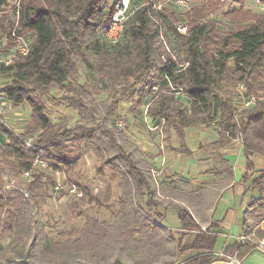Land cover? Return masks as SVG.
I'll use <instances>...</instances> for the list:
<instances>
[{
  "label": "trees",
  "instance_id": "16d2710c",
  "mask_svg": "<svg viewBox=\"0 0 264 264\" xmlns=\"http://www.w3.org/2000/svg\"><path fill=\"white\" fill-rule=\"evenodd\" d=\"M8 1L0 0V13ZM215 1L238 4L227 17L243 26L223 29L218 21L207 19L210 13L201 7L186 13L187 24L183 25L187 32L183 34L177 30L175 12L156 9L155 2L134 6L132 1L123 37L113 44L107 40L115 12L111 0H23L17 17L21 32L12 30L8 16L0 17V36L5 35L7 41L0 47V57L12 58L10 65L0 63V73L10 78L0 94L5 102L27 104L32 112L22 133L0 122V134L7 140H0L1 173L22 178L32 172L34 179L26 186L18 181L12 189L0 185V231L14 233L10 246L14 264H82L83 253L89 251L96 258H105L114 249L121 252L120 257L131 256L145 250L163 251L167 243L175 245L177 257L168 264L223 261L214 254L222 235L218 226L211 224L206 227L208 234L201 232L191 211L172 201H183V179L168 183V207L178 213L181 237L161 225L160 215L154 218L156 222L143 215L163 205L167 196L164 191L158 195L152 165L142 159L139 148L129 143L115 121L123 103H132L133 112L148 94L154 96L149 113L164 118L166 133L171 130L180 140L185 139L187 129L212 124H217L222 139L241 140L247 158L242 182L252 193L241 223L247 234L264 238L258 230L264 220V167L256 169L254 162L255 158L264 161V15L244 9L246 0ZM13 31L24 38L33 36L32 42L27 40V55L18 53ZM175 45L183 50V59L173 53ZM82 65L96 74L99 82L108 84L110 104L99 103L79 83ZM169 84L183 88L189 107ZM238 85L247 89V95L257 97L251 108L235 107L226 88ZM54 87L64 92L59 101L80 117L73 126L55 123L48 116L44 99L52 95ZM31 138L33 147H28L24 141ZM90 149L101 160L96 170L99 175L109 169L120 177L119 217L114 223L88 217L78 238L48 241L40 206L56 185L53 173H68ZM2 157L9 169L1 164ZM36 162L47 163L53 173L37 171ZM68 183L80 188L77 182ZM41 187L43 193L38 192ZM192 193L197 195L199 190ZM144 198L145 206L141 203ZM256 248L257 244L248 240L233 244L227 254L237 252L243 262ZM114 264L121 263L117 259Z\"/></svg>",
  "mask_w": 264,
  "mask_h": 264
},
{
  "label": "rangeland",
  "instance_id": "374dc122",
  "mask_svg": "<svg viewBox=\"0 0 264 264\" xmlns=\"http://www.w3.org/2000/svg\"><path fill=\"white\" fill-rule=\"evenodd\" d=\"M17 1L21 2V7H23V0H9L4 8V12L0 13V17L8 16L12 23V30L18 29L20 32L22 31L20 23L18 24V18L15 15V9L17 5ZM134 3V6H138L140 4H149L151 2H155V5H161V7L165 10H168V12H175L178 20V25H183L184 23L187 24L186 20V13L189 11H192L193 9H198L201 7H204L203 9L208 11L210 15H208L207 19H213L219 22V25L223 29H236L243 26L241 23H234L230 20V18L227 17V13H229L234 7H239L238 4L233 3L232 1H220L216 2L215 0H190L189 4L184 7L180 8L175 4V0H132ZM262 3L264 1L259 0ZM258 0H246L244 3V9L252 10L254 13H258L261 15H264L263 5ZM112 4L117 2V0H111ZM185 34V33H183ZM2 38L0 40V47L6 46L7 41L5 35H1ZM0 36V37H1ZM27 40L30 42L33 41V36L31 34H28L25 36ZM108 40V39H107ZM12 51V49H11ZM171 54L170 50H168ZM173 53L175 56L179 59L184 58V52L182 49H180L177 45L173 48ZM13 53V52H12ZM1 56V53H0ZM233 66V64H232ZM78 79L79 83L84 85L92 94V96L100 103L104 102L107 104H110L112 99V93L111 89L108 88V84L99 82V77L96 76V74H91L88 72V70L82 65L80 66L79 72H78ZM10 81V78L7 75H3L0 73V89L3 88L5 85H7ZM100 90L107 88L110 91H100ZM228 93H230L235 101L240 100L239 97H236L238 94L237 87H229L226 88L228 90ZM64 94V92L59 91L58 87H54L52 91V95L45 97L44 104L46 106L48 116L53 120L55 123H59L61 125H67V126H73L75 123H77L80 120V117L77 112L66 106L65 104L61 103L60 97ZM153 95L148 94L142 103L143 105H147L148 101L150 100V104L153 101ZM179 99L183 100L185 102V105L189 107V104L187 101H185V96L182 94L177 96ZM216 101H219L218 98H216ZM0 102L5 104L4 107V115L3 120L5 121V124L16 131L17 133H22L23 128L25 126V123L27 119H31V108L25 104L20 107V111L17 114H14L12 107L10 104L4 101L3 98H0ZM129 105V106H128ZM129 107V108H128ZM133 108L132 103H123L121 107L119 108L120 116L116 117L115 124H117V121L123 120L125 122V127L121 128V130L126 135L129 143L135 144V139L131 140L130 137L127 136V134H142L144 137H146L149 140L148 134L146 131L142 129L141 126V119L144 118V121H147L145 124L146 126H149V122L152 120H158V122L161 123V120L164 118L156 117L149 113V107L145 109V112H141L142 110L140 107L135 108V111H131ZM153 117V118H151ZM165 121V119H164ZM151 124V123H150ZM164 124H167L164 122ZM117 126V125H116ZM149 132V131H148ZM169 137L168 139L172 138L174 136L176 139H179L175 132L169 131L168 132ZM0 137L2 139L6 140V137L4 135ZM133 137V135H132ZM135 137V136H134ZM152 141V139H151ZM166 141V140H165ZM96 154V152L93 149H90L87 151L85 155L82 156L80 161L72 167V169L68 173H60L65 175V178H57V174L53 173L50 169H48L47 166L44 164L37 162L36 170L37 171H44L48 174L55 175V181H59V183H62V181H66V185L64 187L57 191L54 188H50V198H47L45 202L41 203L40 208V219L47 221L49 224V228L46 230V240L48 241H59V240H67V239H76L79 236H81V232L83 228L85 227L86 220L88 217H95L100 221H107L114 223L119 215H118V208L119 205L117 204L118 201V195H119V189L115 185L114 194L112 197H106V191L104 189H100L98 192L93 186H96V181L93 182L95 179L92 177L93 175L98 176V173L96 172L98 165L100 164V159H98L97 166L95 165V162L91 160V155ZM1 158V164L9 169L8 162ZM10 158V157H9ZM11 159V158H10ZM186 162V158H184V162L181 163L182 166V173H186L188 171V165ZM195 165L191 164L193 166L190 168V172L195 173ZM94 167H96V170H94ZM186 167V169H185ZM183 169H185L183 171ZM160 170H163V168H160ZM187 170V171H186ZM96 173V174H95ZM111 173V172H109ZM60 175L59 177L63 176ZM18 181H21L25 186L30 184L34 181V179H23V178H13L10 175L2 174L0 171V185L4 187V189H12L15 187L16 183ZM24 181V182H23ZM28 181V182H26ZM69 181L77 182L80 184V188L84 191L83 196L79 197L75 193H71L70 189L72 188L71 185H69ZM92 184V185H91ZM82 185V186H81ZM56 186V185H55ZM93 190V192L90 190ZM39 193H43V187H41L38 190ZM5 212V211H3ZM3 217H6L5 213H2ZM7 220V218H6ZM165 222L161 221V224L163 225ZM176 238L181 237L179 232H173ZM154 234L151 233V237H153ZM168 238V237H167ZM13 240L12 232L7 230H1L0 231V264H14L13 259L14 253L12 251L11 243ZM155 240V238H154ZM188 240V237H185L183 242L186 243ZM156 244V243H155ZM154 245V244H152ZM175 245H170L165 247L163 251H147L144 252H137L132 253L131 256H128L127 254L121 255V252L117 249L109 250L106 253L105 258L102 257H92V252H86L83 253L82 258V264H114L115 261L118 259L121 264H168L169 261H177V257L175 256L176 250ZM102 255V254H100ZM104 256V255H102ZM11 257V258H10ZM13 257V258H12ZM33 263V262H32ZM33 264H46V263H33ZM179 264H182L181 261Z\"/></svg>",
  "mask_w": 264,
  "mask_h": 264
},
{
  "label": "crops",
  "instance_id": "0c3cea01",
  "mask_svg": "<svg viewBox=\"0 0 264 264\" xmlns=\"http://www.w3.org/2000/svg\"><path fill=\"white\" fill-rule=\"evenodd\" d=\"M0 98H3L2 94H0ZM149 102L150 100L146 106H140L141 112H145V109L150 105ZM10 106L14 114L18 115L22 105L10 104ZM29 120L30 118L26 122ZM140 123L142 129L147 132L149 140L140 133H131L127 136L131 140L135 139L133 141L139 148L142 159L147 160L152 165L151 174L156 182L158 195L161 196V191H164V195L167 196L164 198L165 203L163 205L155 207L147 213L153 215L154 218L160 215L159 221L160 223L161 221L165 222L161 225L167 230L181 232L182 225L177 211L172 207H168V183L183 179L182 181L185 184L180 183V189L183 193L184 202L175 199H172V201L187 207L202 228H206L211 224L218 226L222 235L218 240L215 252L228 253L233 244H241L239 238L246 235L248 237L247 241L256 243L257 248L244 259L243 264H264V238L260 239L256 233L247 234L241 223L242 214L252 197V193L246 191V184L242 182L247 168V158L241 140L222 139L217 124L208 127L189 128L186 130L185 139L180 140L174 136L168 139L169 134L166 133V128L161 126L157 119L151 120L149 122L150 127L147 125L146 129L144 118L141 119ZM184 158H186L185 163L188 165L186 173H182L181 166ZM98 159L97 154L91 155V160L95 162L96 166ZM254 162L256 169L264 167V161L261 158H255ZM192 163L196 164V170L193 174L190 172V168L193 167L191 166ZM154 168L157 170L163 168L159 171V176L153 174L152 169ZM94 170H96V167H94ZM60 173L62 172L56 173L57 178H65L64 173ZM60 175L63 176L59 177ZM92 177L95 179L92 184L95 181L97 183L96 186L91 184L92 188L96 192L104 189L106 197H112L115 186L118 187L119 201L122 195L119 176H114L111 170L105 169L104 174L93 175ZM22 178L26 179L24 175ZM58 179L56 183L59 182ZM65 183L66 181H62V184L66 185ZM78 189L84 193L81 188ZM196 190H199V193L194 195L192 192ZM91 191L93 192V190ZM146 202V198L141 201L143 206ZM40 221L45 225L46 232L49 224L47 221L41 219ZM258 230L264 233V220L260 223ZM13 234L12 232V236ZM30 241H32V238ZM217 264H221V262Z\"/></svg>",
  "mask_w": 264,
  "mask_h": 264
},
{
  "label": "built area",
  "instance_id": "2783aa9c",
  "mask_svg": "<svg viewBox=\"0 0 264 264\" xmlns=\"http://www.w3.org/2000/svg\"><path fill=\"white\" fill-rule=\"evenodd\" d=\"M259 1V0H258ZM131 2L132 0H117V2H115V12L113 14L111 23L109 25V28L107 30V39L110 43H118L122 37H123V33H124V27L127 21V18L129 16V14L131 13ZM190 0H175V4L180 7V8H184L189 4ZM262 5H263V10H264V2L262 3L261 1H259ZM156 9H162L161 5H156L155 6ZM20 9H21V2L17 1V5H16V16L19 17L20 15ZM177 30L181 33H186L187 32V27L184 25H177ZM13 36L15 38L16 41V49L18 51V53L20 55H27L30 49V44L27 41L26 38L22 37V36H18L15 31H13ZM0 63H4L5 65H10L12 63V58H3L0 57ZM171 86V88L175 91H178L177 94L181 95L184 93L183 88H179L176 89L175 87H173L171 84H169ZM237 92L238 94L236 95V97H239L240 100L235 101V107L241 108V109H248L251 108L252 106H254L257 102V97L254 95H247V89L243 86V85H238L237 86ZM234 99V98H233ZM235 100V99H234ZM4 107L5 104L0 102V122L5 123V121L3 120V115H4ZM147 122V121H146ZM164 119L161 120V126H164ZM117 127L119 128H124L125 127V122L123 120H119L117 121ZM150 127V126H148ZM33 138L29 139L28 141H24V143L28 146V147H33L32 144ZM45 166H48L47 163H44ZM152 172L154 175L159 176L160 172L159 169H152ZM24 177L27 179H31L33 180V173L32 172H26L24 174ZM64 187V184L57 182L56 186L54 187L55 190L59 191ZM71 193H75L76 195H78L79 197L83 196V192L80 191L76 186H72V188L70 189ZM144 217H148L149 220L156 222L154 220V216L146 213L143 214ZM201 232L208 234L209 232L207 231V228H202ZM248 237L246 235H242L239 238L240 242H244L247 241ZM215 255H217L218 257H220L221 259H223V261L221 262L222 264H243V262L241 260H239L238 258V254L237 252H234L233 254H227L225 252H214Z\"/></svg>",
  "mask_w": 264,
  "mask_h": 264
}]
</instances>
